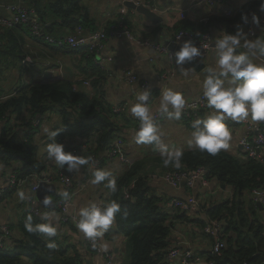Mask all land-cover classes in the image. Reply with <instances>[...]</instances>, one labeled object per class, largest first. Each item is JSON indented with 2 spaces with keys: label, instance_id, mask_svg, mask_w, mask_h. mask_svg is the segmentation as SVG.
<instances>
[{
  "label": "trees",
  "instance_id": "16d2710c",
  "mask_svg": "<svg viewBox=\"0 0 264 264\" xmlns=\"http://www.w3.org/2000/svg\"><path fill=\"white\" fill-rule=\"evenodd\" d=\"M21 1L24 6L35 10V20L48 34L51 30V27L47 26L48 22L54 25L59 24V27H66L70 31H74L77 27L84 29L91 27V31L96 29L91 25L93 20L88 15V9L82 4V0ZM260 2L261 0H252L245 3L233 17L219 14L197 25L182 20L172 29L174 34L178 31H189L198 37L209 31L211 26L223 23L226 25V32L231 34L239 25L242 15L248 11L260 9ZM125 22L128 25L126 18ZM157 26L152 33L159 32L161 25ZM20 30L29 36L27 28L24 27L0 31L2 41L0 62L6 59L8 64L13 66L15 65L13 59H17L22 72L24 65L21 64V60L26 55V46ZM53 38L58 39L55 36ZM19 44L24 45V49H20ZM49 46L52 47V45ZM57 50L82 52L80 61L86 62V67L81 69V72L86 80L90 79L89 86L94 90V95L85 97L74 90L72 83L62 81L22 83L10 93L5 94L0 88V98H3L0 100V121L5 123L0 130V164L18 163L20 179L30 175L44 177L49 172L45 161L37 159V148L32 142L40 127H34L32 120L36 117L42 118L48 112L56 110L64 117L68 113L74 116V124L70 125L64 121L63 127L59 128L62 131L55 138L57 143H61L66 138H81L80 146L85 144L88 149L84 150L80 156L98 155L102 164L107 160L104 154L108 147L116 138L121 137L120 127L115 120L119 117L113 114L112 107L108 106L101 97L100 89L105 77L103 70L92 64V55L87 54L84 49L72 50L62 47ZM3 56L4 59H2ZM85 118H91V121L84 123L82 119ZM203 118L201 113V119ZM225 124L227 126V123ZM259 125L264 128V122H259ZM24 138L27 142L23 141ZM76 147L79 145L66 146L64 150ZM152 160L162 167L164 173L170 170L192 172L197 168H204L206 180L213 179L230 189L229 199L204 207L205 220L200 223L201 230L206 222L219 220L223 223L225 242L221 255H208V260H212L214 264H264V213L251 198V191L264 185V152L261 160H255L247 158L244 152L236 155L222 149L213 155L191 147L183 150L179 168L171 165L165 167L163 157L152 158ZM148 163L149 161L145 158L134 160L119 175L114 176L117 180L115 193L106 187L109 190L107 202L114 200L121 206V212L116 214L113 227L108 230V233L121 234L125 240L124 255L118 264H170L165 257L170 248L173 224L169 221L170 216L163 209L164 198L155 194L149 183V176L143 172L147 169ZM59 169L61 168L57 166L53 171L57 173ZM70 180L73 186L56 192L52 196L53 202L65 197L61 193L66 192L70 195L73 192L75 184L71 178ZM132 182L133 186L130 188L129 185ZM106 183L107 181L105 185ZM125 190L128 192L127 198L123 195ZM9 194H5L0 202ZM47 211L50 212V210ZM26 212V216L18 224L13 226L7 224L10 236L0 248V264H83L79 248L66 244L60 231L57 230V235L52 238L56 244L55 248L47 247L49 238L45 234L29 233L25 227L29 216L32 218L33 225L45 221ZM51 212L58 211L54 209ZM175 213L186 215L179 211ZM62 225L74 231L77 230L73 225ZM13 229H16L17 237ZM83 243L89 249L86 240ZM125 259H127L126 263H124Z\"/></svg>",
  "mask_w": 264,
  "mask_h": 264
},
{
  "label": "crops",
  "instance_id": "0c3cea01",
  "mask_svg": "<svg viewBox=\"0 0 264 264\" xmlns=\"http://www.w3.org/2000/svg\"><path fill=\"white\" fill-rule=\"evenodd\" d=\"M249 1L252 0H228L226 5H235L240 8ZM0 2L7 1L3 0ZM151 2L158 8V11L155 13L162 18L161 23L153 24L149 22L137 11H133L124 6V1L122 0H82V4L88 9V15L93 20L91 22L93 28H97L100 24L105 26L108 23H114L118 17L123 15L127 19L131 35L128 37L109 38L104 44L102 51H100V55L106 58V69L103 71L105 78L100 89L102 93L101 97L110 107L120 103H126L125 112L121 117L115 118L120 127V135L124 139L125 145L122 147L119 157L109 159L104 154L107 160L102 164L97 157L98 155H93L95 161H98L97 166H93L92 164L84 165L81 166L78 171L69 173L67 177L71 178L74 184L86 182L85 187L77 186L72 194L77 213L81 207L87 205L89 202L107 203L109 190L106 189L105 182L96 185L91 183L93 172L96 169L110 170L113 176H116L126 167V163L123 162L124 160L133 162L134 160L142 158L152 159L147 158L146 156H148V154L144 152L148 151V149L157 152L159 149L155 144H151V146L156 149H151L147 148L149 145L138 144L136 142L131 144L129 142L134 135V124L131 121L135 119L130 113V108L136 102L137 95L143 91L139 89L138 84L127 83L124 79L125 73L131 72L136 75L140 82L145 81L148 83V90L151 93L148 105L151 109V113H153L159 111L161 93L166 88L181 92L184 95L185 101L193 99L201 94L203 92L202 82L207 76V69L210 66L216 65L217 57L214 49H211L201 62L204 64V68L200 71H196L189 66L188 63L178 67L175 62H171L163 56L150 62L147 50L139 42L143 39H148L155 43L166 45L167 41H173L174 30L172 28L177 23L186 20L195 25L203 24V20L219 15L220 7L206 6L200 3L199 0H151ZM257 10L260 9H256L255 11ZM179 14H182L184 18H180ZM157 25H161L159 26L160 30L158 33L154 34L152 32L158 27ZM47 26L51 27L49 34L58 38L64 37L70 33H77V30H79L82 35H88L92 32L91 27L85 29L77 27L74 31H70V29L59 27V24L54 25L52 22H48ZM208 30L214 41H216L223 35V31L226 32V25L223 23L220 25L216 24L215 26H211ZM235 31L236 28L231 34H234ZM20 33L27 49H25V54H29L33 65L24 66L21 72L22 68L19 62L17 59H13L15 65H13L12 70L14 72L11 73V76L5 78L0 74V88L4 91L3 94L22 83L62 81L72 83L74 90L85 97H92L94 95L92 87H85L82 83L83 80L86 79L81 69L86 67V62L80 61L81 52L74 53L70 50L58 51V48H53L47 44L34 40L21 30ZM247 40L253 42L256 40L264 41V37L258 36L252 40L247 38ZM183 41L184 40H180L181 43ZM244 44L245 40L242 39L241 46L237 48L236 54H248L249 59L254 63L264 64V53L255 50V54H250L244 47ZM177 46H179L178 43ZM19 47L20 49H24V45L19 44ZM2 59H4V56ZM8 60H10L9 56ZM92 64L95 63L92 61ZM44 72H47L46 77H44ZM164 73L168 74V77L162 78L161 75ZM82 120L84 123H89L91 118ZM248 120L250 123L260 126L259 122H253L250 117ZM64 121L70 125L74 124V116L68 113L64 117L58 114L56 110L48 112V114L42 117L40 127L33 137L32 142L37 148V159L45 161L49 171H53L58 165L48 159L47 145L52 143L53 140L44 129L47 128L49 131L59 129L63 127ZM181 121L184 123H180ZM242 121L243 120L234 121L231 118L224 121L231 131V139L229 141V147L223 150L231 154L238 155L239 153H243L238 144V140L244 134L245 130V125ZM4 125L5 123L0 121V130ZM180 125H182V127H180ZM157 126L160 131L161 140L163 136H167L173 131L174 134H169L168 141L164 143L169 147L173 142V146H177L178 142L182 139H190V134L186 135V133H184V129L189 128V126H187L186 121L182 119L180 121L170 119L165 114L164 120ZM61 144H63L64 147L80 146V144H82V139L78 137L66 138ZM84 148L85 151L88 149L85 144ZM156 157L162 156L158 155ZM149 164L150 161L146 165L147 169L144 171H147L148 168L150 169V173L146 172L147 176L149 175V183L155 194L164 198L165 202L163 209L170 216L169 221L173 224L171 227L170 248L176 247L181 250H189L201 258H207L212 242L210 238L202 233L200 228L201 221L205 220L204 207L229 199L231 196L230 189L224 185H220L213 179L210 181L207 180L205 183L197 182L191 188L186 187L184 184H181L179 188H171L161 179L162 173H164L162 167L157 163H155V166L154 164ZM18 165V163H12L10 165L0 164V187L3 185V178ZM153 166L155 167L154 169ZM154 172L155 174H151ZM153 175L156 177H152ZM222 186H224V188ZM19 187L0 202V223L13 226L18 224V222L26 216L27 212L25 210L24 201L26 193L23 194ZM61 189L63 188L56 186V192ZM53 195L54 194H51L50 197L52 198ZM188 196L193 197L198 203L197 211L193 214L181 215L180 213L176 214L167 209L165 204L171 198L176 197L183 199ZM51 211L53 210H50V212ZM261 211L264 213V207ZM54 214L55 220L53 223L56 224L57 230L62 233L66 244H72L76 249L79 248L78 251L81 253L83 264H103L104 257L102 255L86 248V245L83 243L85 240L84 234L78 230L74 231L73 229L66 228V225H62L60 222L59 213L57 212ZM111 227L113 226L111 225L110 228ZM108 230L100 239L104 251L112 255V264H118L124 255L123 244L125 240L121 234L108 233ZM12 231L15 237H17L18 233L16 229Z\"/></svg>",
  "mask_w": 264,
  "mask_h": 264
},
{
  "label": "built area",
  "instance_id": "2783aa9c",
  "mask_svg": "<svg viewBox=\"0 0 264 264\" xmlns=\"http://www.w3.org/2000/svg\"><path fill=\"white\" fill-rule=\"evenodd\" d=\"M122 1L131 2L136 6L147 7L153 12L158 11V8L152 4L151 0ZM227 1L228 0H199L200 3H203L206 6L220 7V14L222 16L233 17L237 13L239 7L229 4L226 5ZM253 14L259 17L260 23L258 25L252 23ZM179 15L180 18H184L182 14ZM245 15L248 17V23L244 24L241 20L239 25L247 34V38L252 40L257 38L258 36L264 37V11H248ZM35 16V10L33 8H28L24 6L21 0H18L14 3L0 2V31L24 27L27 28L30 38H33L34 40H37L47 45H52V47H68L72 50L84 49L87 51V54L92 55V61L103 71L106 69V58L100 55V51H102L106 41L112 37H128L131 35V31L125 22V17L121 15L120 17H118L116 22L106 24L105 26L100 24L94 31L90 32L88 35H82L80 34V31L77 30V33H70L64 37L54 39L51 35L44 32L42 26H40V24L35 20ZM202 22H206V20H203ZM178 37H180V40H192L198 47H200L201 56L195 58L199 62H202L206 57L207 53L211 49H214V45L216 42L214 41L209 31L202 33L198 37H195L189 31H178L174 34L173 41H171V43H175L177 45L176 42ZM139 43L144 46L147 50L150 62L157 60L161 56L167 58L171 62H175V51L170 50L167 44L164 45L160 43H155L154 41L148 39H143ZM1 46L2 41L0 39V48ZM21 64H23L24 66L33 65L28 53L21 60ZM161 77L166 78L168 77V74L164 73L161 75ZM124 79L129 84H138L139 89L141 91L149 89L147 82H140L136 75L131 72H126L124 75ZM89 81L90 80L88 79L83 80L82 83L85 87H88ZM1 99L3 98H0V100ZM125 108L126 103L113 105L112 112L118 117H121L122 114L125 112ZM212 111L213 109L208 106L207 100L202 92L197 97L186 101L179 121L181 119L186 120V123L191 128L192 122L194 120L201 119V113H203V117L205 118ZM151 114L153 121L156 125L162 122L165 118V114L161 113L160 111H156ZM41 121L42 118L36 117L32 120V125L34 127H39ZM131 122H133L134 124V135L132 136L129 142L131 144H134L136 142L135 133L140 126V120L139 118L135 117L134 121ZM242 123H244L245 125V130L244 134L239 138L238 144L240 145L242 151L244 152L247 158L261 160L264 152V128L250 123L248 119H244ZM23 141L27 142V139L24 138ZM124 145L125 141L122 137L116 138L114 142L108 147V150H106V157H108L109 159L119 157L121 149ZM84 149V145H81L79 147L70 148L65 151L80 156L82 152H84ZM92 160L94 161L93 166H97L98 161H95L93 155ZM123 162L126 163V167L132 163L129 160H124ZM18 168H20V165L13 168L3 178L4 182L3 185L0 187V199L3 198L5 194H9L15 191L22 184L23 180L26 179L19 178ZM61 169H59L60 171H58L57 173L55 171H49L44 177H38L36 175L28 176L33 177L35 180L33 181V183H31L29 188H26V196L24 199L26 211H28L35 217H39L40 219L42 213L48 212L46 208H41L38 206L37 199L35 197L38 183L40 181L54 183L56 186H60L61 188H70L73 186V183L70 178L64 176L61 173ZM205 174L206 170L204 168H197L192 172H188L185 170H170L162 174L161 179L165 184L169 185L171 188H179L181 184H184L186 187L191 188L197 182L205 183L207 181L205 178ZM152 177L156 176L153 175ZM85 185V181L83 183H75L74 190L77 188V186L85 187ZM132 186L133 182L129 185V187L131 188ZM74 190L70 195L63 198H58L54 202V206L60 215V222L62 224L73 225L79 231V229L76 227L79 217L72 199V194L74 193ZM123 195L125 198L128 197L127 190L123 192ZM251 198L255 204H260L264 207V185L259 189L252 190ZM165 205L167 209L173 212L179 211L188 215H191L196 212L198 207L197 201L191 196H188L183 199L176 197L171 198L166 202ZM202 233L208 238H210L212 242L208 255L220 256L222 249L225 246V242L223 240V223L219 220L206 222L202 227ZM9 236L10 229L8 225L5 223H0V248L4 246V242H6ZM85 240L90 250L95 251L96 253L104 257L103 264H112V255L104 251L100 238H97L95 241L86 238ZM165 259L170 262V264H214L212 260H208L207 258H201L200 256L193 254L189 250H181L180 248L176 247H171L167 250Z\"/></svg>",
  "mask_w": 264,
  "mask_h": 264
},
{
  "label": "clouds",
  "instance_id": "9594fccd",
  "mask_svg": "<svg viewBox=\"0 0 264 264\" xmlns=\"http://www.w3.org/2000/svg\"><path fill=\"white\" fill-rule=\"evenodd\" d=\"M260 10L264 11V0L260 2ZM241 20L244 24L248 23L246 15H242ZM252 23L257 25L260 23L259 17L255 14L252 15ZM242 39L245 40L244 47L250 54H255V50L264 53V41L247 40V34L240 25L236 26L234 34L223 31V35L214 45L216 65L207 69V76L202 82L204 97L213 111L205 118L192 122L188 141L190 148L195 147L213 155L222 149H227L231 131L224 121L228 118L239 121L250 117L253 122H264V64L254 63L249 59L248 54H236ZM176 43L179 44V50L174 53V57L178 67L201 56L200 47L192 40H184L181 43L178 37ZM150 94L149 90L139 93L136 102L130 108V113L140 120V126L135 133L136 143L157 145L163 157V165L179 168L182 163L183 149L170 148L162 143L159 128L153 121L148 105ZM185 103L181 92L166 88L161 93L159 111L170 119L179 120ZM44 131L53 140L47 145L48 159L60 168L71 173L78 171L81 166L94 165L91 157L66 152L63 144L56 142L55 138L62 129L49 131L45 128ZM105 181H107L105 186L115 193L117 180L112 172L107 169H96L91 183L96 185ZM61 195L66 197L68 194L64 192ZM42 204L47 207L52 204V200L45 198ZM120 212L121 206L114 200L107 203L89 202L79 209L76 227L86 239L95 241L104 235L115 222L116 214ZM41 219L45 222L33 225L32 218L29 216L28 223L25 225L26 230L29 233L45 234L49 238L47 247L55 248L56 244L52 239L57 235V226L53 223L55 214L44 212L41 214Z\"/></svg>",
  "mask_w": 264,
  "mask_h": 264
},
{
  "label": "water",
  "instance_id": "95a60500",
  "mask_svg": "<svg viewBox=\"0 0 264 264\" xmlns=\"http://www.w3.org/2000/svg\"><path fill=\"white\" fill-rule=\"evenodd\" d=\"M124 6H126L127 8H129L133 11H137L141 16H143L144 18H146L149 22H151L153 24H158V23L162 22V18L147 7L136 6L131 2H124ZM166 44L169 46V49L172 51L176 52L179 50V46H177L175 43H171V42L167 41ZM187 63L189 66L194 68L196 71H200L204 68V64H202L201 62H199L195 58L193 61L187 62ZM46 76H47V72H44V77H46ZM61 173L64 176H69V172H67L65 169H61ZM222 187L224 188V186H222ZM51 194H56V185L54 183H47L44 181H40L38 183V187H37L36 194H35L38 206L41 208H46L47 210H54L55 206H54V202H53L52 198L50 197ZM45 198L51 199L52 204L45 207L42 204V201ZM256 205L258 206L259 210L263 209V206H261L260 204H256Z\"/></svg>",
  "mask_w": 264,
  "mask_h": 264
},
{
  "label": "rangeland",
  "instance_id": "374dc122",
  "mask_svg": "<svg viewBox=\"0 0 264 264\" xmlns=\"http://www.w3.org/2000/svg\"><path fill=\"white\" fill-rule=\"evenodd\" d=\"M0 1H3V0H0ZM4 1H7V2H16L17 0H4ZM2 68V69H1ZM12 68H13V66H12V64H8V62H7V60L6 61H1L0 62V74H2L3 75V77H5V78H9V76H11V73L12 72H14L13 70H12ZM20 70V69H19ZM13 89H14V87L13 88H11V89H9L6 93H10L11 91H13ZM180 123H184L183 121H181ZM180 127H182V125H180ZM191 131H192V129L191 128H185L184 129V133H186V135H189L190 133H191ZM170 135H172V134H174L173 133V131L172 132H170L169 133ZM169 134L167 135V136H163L162 137V143H165L166 141H168V139H169ZM188 141H189V139H187V138H185V139H182L180 142H178V144H177V146H173V144H174V142L171 144V146L170 147H172V148H181V149H186V147H189L188 146ZM147 148H151V149H156V148H152V146L151 145H149ZM144 153H147L148 154V156H146L147 158H154V157H156V156H161V154H159L160 153V150L158 149V151L157 152H155V151H152V150H150V149H148V151H146V152H144ZM146 161H150V164L149 165H151V164H154V166H155V161H153L152 159H145ZM153 162V163H152ZM153 166V169L155 168ZM144 172H147V173H150L151 171L149 170V168H148V170L147 171H144ZM151 174H155V172L154 173H151ZM150 174V175H151ZM149 176V175H148ZM35 179L33 178V177H28V178H26L25 180H23V182H22V184L20 185V187H19V189H21L22 190V193L23 194H25L26 193V188H29L30 187V185H31V183H33V181H34ZM24 199V198H23ZM127 262V259H125L124 260V263H126Z\"/></svg>",
  "mask_w": 264,
  "mask_h": 264
}]
</instances>
